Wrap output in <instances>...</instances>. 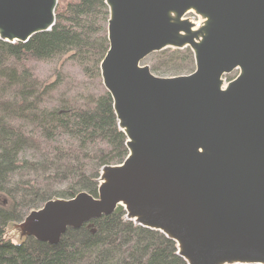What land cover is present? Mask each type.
Here are the masks:
<instances>
[{
	"label": "water",
	"instance_id": "95a60500",
	"mask_svg": "<svg viewBox=\"0 0 264 264\" xmlns=\"http://www.w3.org/2000/svg\"><path fill=\"white\" fill-rule=\"evenodd\" d=\"M57 3L0 0V39L50 30ZM104 3L99 76L126 156L101 167L96 197H52L9 222L5 239L55 245L121 207L186 264H264V0ZM168 48H189L193 70L161 77L140 64Z\"/></svg>",
	"mask_w": 264,
	"mask_h": 264
},
{
	"label": "trees",
	"instance_id": "16d2710c",
	"mask_svg": "<svg viewBox=\"0 0 264 264\" xmlns=\"http://www.w3.org/2000/svg\"><path fill=\"white\" fill-rule=\"evenodd\" d=\"M63 1L50 30L25 42L0 39V264H186L172 240L127 220L121 207L67 229L55 245L5 239L9 222H20L52 197L81 191L96 197L101 167L120 163L127 153L104 89L54 97L58 82H43L24 65L69 54L82 76L100 77L108 48L104 0ZM145 60L161 77L194 68L189 48L164 49Z\"/></svg>",
	"mask_w": 264,
	"mask_h": 264
},
{
	"label": "rangeland",
	"instance_id": "374dc122",
	"mask_svg": "<svg viewBox=\"0 0 264 264\" xmlns=\"http://www.w3.org/2000/svg\"><path fill=\"white\" fill-rule=\"evenodd\" d=\"M66 1L67 0H64L63 3ZM189 16L196 20L193 15ZM150 55L151 54H149V56ZM149 56H146L140 64L147 65L150 68V61L145 60ZM24 65L27 66L39 80L46 83L58 82L56 91L52 94L54 97H58L62 93H67L66 91H70V95L76 93L96 94L100 92L101 89H104L100 77L95 80L82 76L83 74L79 67L73 61L69 60V54L51 61L29 60L26 61ZM236 74L237 70H233L230 74L226 75L225 78L229 80ZM10 241L15 243L14 239Z\"/></svg>",
	"mask_w": 264,
	"mask_h": 264
},
{
	"label": "bare ground",
	"instance_id": "6f19581e",
	"mask_svg": "<svg viewBox=\"0 0 264 264\" xmlns=\"http://www.w3.org/2000/svg\"><path fill=\"white\" fill-rule=\"evenodd\" d=\"M63 235V234H62Z\"/></svg>",
	"mask_w": 264,
	"mask_h": 264
}]
</instances>
